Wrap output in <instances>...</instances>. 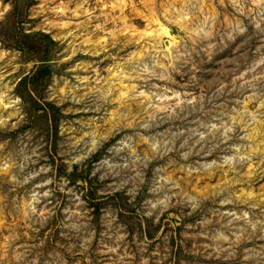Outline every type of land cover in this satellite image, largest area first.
<instances>
[{"label": "rangeland", "instance_id": "374dc122", "mask_svg": "<svg viewBox=\"0 0 264 264\" xmlns=\"http://www.w3.org/2000/svg\"><path fill=\"white\" fill-rule=\"evenodd\" d=\"M0 93V264H264V0H0Z\"/></svg>", "mask_w": 264, "mask_h": 264}, {"label": "bare ground", "instance_id": "6f19581e", "mask_svg": "<svg viewBox=\"0 0 264 264\" xmlns=\"http://www.w3.org/2000/svg\"><path fill=\"white\" fill-rule=\"evenodd\" d=\"M157 25L158 26H160L159 28H160V30L162 31V33L164 34V35H166V36H168V37H170V39H172V36L170 35V33H169V31H168V29L167 28H165V27H163L160 23H158L157 22ZM174 38V37H173ZM126 86V85H125ZM124 92H122L121 94H123ZM2 93H0V95H1Z\"/></svg>", "mask_w": 264, "mask_h": 264}, {"label": "trees", "instance_id": "16d2710c", "mask_svg": "<svg viewBox=\"0 0 264 264\" xmlns=\"http://www.w3.org/2000/svg\"><path fill=\"white\" fill-rule=\"evenodd\" d=\"M38 35H40V36H43V37H48L47 36V34H44L43 32H38ZM48 39L50 40V38L48 37ZM51 41V40H50ZM24 78V76L21 78V79H23ZM20 79V80H21Z\"/></svg>", "mask_w": 264, "mask_h": 264}]
</instances>
